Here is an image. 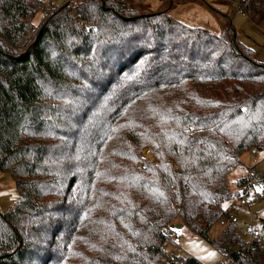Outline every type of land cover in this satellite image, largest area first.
Instances as JSON below:
<instances>
[{
	"label": "trees",
	"instance_id": "obj_1",
	"mask_svg": "<svg viewBox=\"0 0 264 264\" xmlns=\"http://www.w3.org/2000/svg\"><path fill=\"white\" fill-rule=\"evenodd\" d=\"M188 1L67 0L36 23L41 0H0V169L19 192L0 264H163L177 223L264 264L236 222L210 234L250 187L232 169L264 151V62L226 13L220 33L174 18Z\"/></svg>",
	"mask_w": 264,
	"mask_h": 264
},
{
	"label": "rangeland",
	"instance_id": "obj_2",
	"mask_svg": "<svg viewBox=\"0 0 264 264\" xmlns=\"http://www.w3.org/2000/svg\"><path fill=\"white\" fill-rule=\"evenodd\" d=\"M135 1L141 2V0ZM44 2L56 3L57 0H41V4ZM143 2L150 4L151 8L154 9L159 7L155 4L158 0H144ZM215 10L230 15L238 28L242 42L246 46L252 47L255 50V56L264 62V18L256 23L252 22L248 15H243L239 12L238 0H190L175 6L171 14L177 20L190 26H199L209 31L220 33V19ZM45 12L46 9L41 6L34 21L38 23ZM241 158L242 163L234 167L230 173V180H233L232 188H237L236 180L239 177L247 176L250 187L244 192H256L262 194L263 197L256 199L251 207L239 206L236 198L226 204L224 203V206L239 219L237 229L244 238L248 239V236L244 235L243 231L250 228L251 222L254 228L264 233V185L254 183L258 179L259 174L264 171V151L248 150L242 154ZM18 199L19 192L14 177L9 172L0 169V209L2 211L8 210L15 205ZM230 221L228 218L224 221L220 219L211 229V236L216 237L226 223ZM177 232L175 235L181 236L180 242L169 245V250L174 251L176 254L183 256L193 255L205 264H234L207 239L191 234L185 227L178 228Z\"/></svg>",
	"mask_w": 264,
	"mask_h": 264
},
{
	"label": "built area",
	"instance_id": "obj_3",
	"mask_svg": "<svg viewBox=\"0 0 264 264\" xmlns=\"http://www.w3.org/2000/svg\"><path fill=\"white\" fill-rule=\"evenodd\" d=\"M65 1L67 0H57L56 3H62ZM206 1H210V0H206ZM239 1L240 0H238V5H239ZM54 4H55L54 2H50V3L44 2L41 4V6L45 8L47 11L53 8ZM239 12L243 15H247L243 9H240V7H239ZM144 154L146 155L147 159L153 160L150 150L145 149ZM140 166L143 169L146 168V165L144 163L140 164ZM262 197H263L262 194L248 191V192L242 193L241 195H238L236 199H237V204L239 206L251 207L256 199H261ZM226 218L236 223H238L239 221V219L235 215H233V213L231 212H229L227 216H224L222 221H224ZM243 234L248 236V239L246 240L248 241L249 244H256L259 250L261 252H264V233H262L261 230L254 228V226L252 225V222L250 223V228L248 230H244ZM180 239H181L180 235L175 237L176 242L180 241ZM176 262H177V255L174 252L168 253L163 259V264H177Z\"/></svg>",
	"mask_w": 264,
	"mask_h": 264
},
{
	"label": "crops",
	"instance_id": "obj_4",
	"mask_svg": "<svg viewBox=\"0 0 264 264\" xmlns=\"http://www.w3.org/2000/svg\"><path fill=\"white\" fill-rule=\"evenodd\" d=\"M143 1H144V0H141V2H143ZM162 1H163V0H158V2H156L155 4H157V6H159V5L162 3ZM155 4H154V5H155ZM182 4H183V3H182ZM248 18H249V17H248ZM249 19H250V18H249ZM227 212H230V211L227 210Z\"/></svg>",
	"mask_w": 264,
	"mask_h": 264
},
{
	"label": "water",
	"instance_id": "obj_5",
	"mask_svg": "<svg viewBox=\"0 0 264 264\" xmlns=\"http://www.w3.org/2000/svg\"><path fill=\"white\" fill-rule=\"evenodd\" d=\"M177 228H180L181 227V223H177Z\"/></svg>",
	"mask_w": 264,
	"mask_h": 264
}]
</instances>
